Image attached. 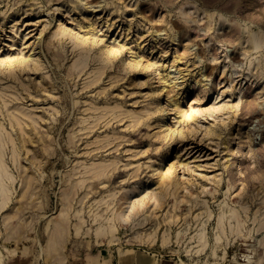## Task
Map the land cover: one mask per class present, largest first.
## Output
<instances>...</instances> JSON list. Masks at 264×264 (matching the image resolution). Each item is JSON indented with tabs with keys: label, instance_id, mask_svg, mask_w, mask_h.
Here are the masks:
<instances>
[{
	"label": "rangeland",
	"instance_id": "obj_1",
	"mask_svg": "<svg viewBox=\"0 0 264 264\" xmlns=\"http://www.w3.org/2000/svg\"><path fill=\"white\" fill-rule=\"evenodd\" d=\"M0 123L3 263L264 264V0H0Z\"/></svg>",
	"mask_w": 264,
	"mask_h": 264
},
{
	"label": "crops",
	"instance_id": "obj_2",
	"mask_svg": "<svg viewBox=\"0 0 264 264\" xmlns=\"http://www.w3.org/2000/svg\"><path fill=\"white\" fill-rule=\"evenodd\" d=\"M7 259L3 264H7ZM42 261L46 263L45 260ZM49 263L50 264H180L175 258H168L160 253H155L147 249H140V248L135 249V248H126V247H123L122 250L119 249V247H113L108 249L92 248L90 251L87 250L75 257L71 254H69V256L66 257V253L65 254L60 253L55 257H52ZM16 264H22V263L19 262ZM35 264H42L41 260L39 261L38 259L37 262H35Z\"/></svg>",
	"mask_w": 264,
	"mask_h": 264
},
{
	"label": "bare ground",
	"instance_id": "obj_3",
	"mask_svg": "<svg viewBox=\"0 0 264 264\" xmlns=\"http://www.w3.org/2000/svg\"><path fill=\"white\" fill-rule=\"evenodd\" d=\"M166 82H167V80L169 79V75L167 74L166 76ZM174 104H177V103H174ZM178 108H181V106L179 105L178 106ZM1 124V123H0ZM19 124H21V122L19 123ZM2 127H3V125H2ZM4 129V128H3ZM2 131V130H1ZM0 131V132H1ZM14 139V138H13ZM12 139V140H13ZM2 142V141H1ZM13 144H14V142H13ZM15 145V144H14ZM14 151H15V149H14ZM18 152V151H17ZM170 153V152H169ZM15 155V154H14ZM16 157V156H15ZM19 157V156H18ZM14 160H16V159H14ZM100 163V162H99ZM106 163V162H105ZM108 163V162H107ZM101 164H104V163H102V161H101ZM96 165V164H95ZM98 165V164H97ZM108 166V165H107ZM107 166H105V167H107ZM95 167V166H94ZM105 167H103V168H101V169H96L95 170V172H94V175L95 176H97V177H99V176H101V175H103L104 174V172H105ZM94 169V168H93ZM94 171V170H93ZM92 172V171H91ZM137 175V174H136ZM164 176V175H163ZM13 176H11L9 173H8V170H6V167H5V164H4V162H3V160H2V158H1V160H0V213H1V211H3L4 210V208L5 207H7L8 206V204H9V202H10V196H11V189H10V186H9V184H8V179L9 180H12L13 178H12ZM94 177V176H93ZM238 214V213H237ZM236 216H238V215H236ZM223 215H221L220 217H219V225H221L223 222ZM240 217V216H239ZM236 219H237V217H236ZM241 220V219H240ZM62 221H64V222H66V221H68V219L67 218H65L64 219V217H63V219H62ZM60 224H62L61 223V221H60ZM224 224V223H223ZM62 225H65L64 223L62 224ZM103 225H105V224H103ZM66 226V225H65ZM68 226V225H67ZM239 226H240V224H239ZM58 227V226H57ZM63 229V231H65L66 230V227L65 228H62ZM65 229V230H64ZM77 229H79V228H77ZM59 230V229H58ZM61 232V231H60ZM54 233H56V232H54ZM59 233V232H58ZM77 233L79 234L80 233V229L79 230H77ZM180 233V232H179ZM53 235V234H52ZM96 235H97V237H100V238H102V240L103 241H107V242H109V243H113V242H115V241H117L118 240V237H117V228H116V226H115V224L114 223H110L109 225H107V226H99L98 228H97V230H96ZM165 236V240L167 241V242H169L168 240H169V237L167 236V234L166 235H164ZM53 237V236H52ZM60 237H61V235H60ZM66 237V236H65ZM62 238V237H61ZM221 237L218 235L217 236V239H220ZM204 240V244H203V246H204V248L206 247L205 245H206V235H205V232H201L200 233V240ZM165 245L167 244V243H164ZM200 249H202V248H200ZM126 251V250H125ZM198 251H199V249H198ZM134 252V251H133ZM131 253V252H130ZM122 254V253H121ZM129 254V253H128ZM134 254V253H133ZM136 254V253H135ZM126 256V255H125ZM153 256V255H152ZM3 260H4V258H3V256H2V254H0V264H3ZM130 260V259H129ZM249 259H244L243 261H248ZM181 262H183V261H181ZM182 264V263H181Z\"/></svg>",
	"mask_w": 264,
	"mask_h": 264
}]
</instances>
